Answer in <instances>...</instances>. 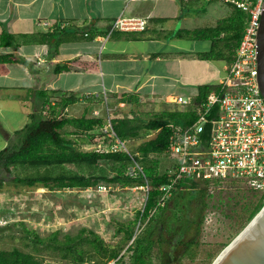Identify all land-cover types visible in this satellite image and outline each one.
I'll use <instances>...</instances> for the list:
<instances>
[{
	"label": "crops",
	"instance_id": "0c3cea01",
	"mask_svg": "<svg viewBox=\"0 0 264 264\" xmlns=\"http://www.w3.org/2000/svg\"><path fill=\"white\" fill-rule=\"evenodd\" d=\"M187 7L179 0H0V34L6 31L16 42L15 47H0V55L22 60L0 64V96L18 94L22 117L29 119L45 99L52 106L72 95L75 103L60 114L102 118L106 126L115 118L144 120L141 114L185 111L197 86L217 85L229 66L198 57L210 43L198 50L186 42H207L192 37L199 28L190 25ZM117 18H142L146 26L111 30ZM55 26L65 30L54 35L57 44L54 39L41 43L40 35ZM63 65L66 71H54ZM177 98L189 104L174 109L171 103ZM167 106L172 108L163 109ZM0 134L5 147L11 137L1 126ZM154 135L130 141H137L136 148Z\"/></svg>",
	"mask_w": 264,
	"mask_h": 264
},
{
	"label": "trees",
	"instance_id": "16d2710c",
	"mask_svg": "<svg viewBox=\"0 0 264 264\" xmlns=\"http://www.w3.org/2000/svg\"><path fill=\"white\" fill-rule=\"evenodd\" d=\"M186 4L188 2H182ZM255 1V0H253ZM229 13L219 19L214 26L195 29L191 32L192 37L206 40L210 43L207 52L198 54L200 59L222 60L228 65L233 60V54L241 39L242 33L248 20V14L231 4ZM85 28H81L84 35ZM65 30L55 26L51 31L41 34V43L51 44L54 35ZM57 44L55 40L54 45ZM15 36L2 31L0 34V47H15ZM21 59L13 54L0 55V64L18 63ZM67 66H56V73L66 71ZM218 85L203 84L197 86V95L185 111H164L147 120L137 117L120 118L109 120V132L121 142L145 137L155 132L151 139H144L133 150L105 151H82L74 147L77 137L83 135L90 138L93 131L102 129L105 122L102 118H86L82 115L78 118L66 117L60 114L68 105L75 103L76 99L71 95L61 98L56 104L49 106L47 99L43 101L39 112L29 115V122L20 130L13 132L8 139L7 145L0 150V192L4 185L15 187H41L48 190L98 188L105 184L125 188H145L144 200L141 209L136 213L134 220L127 226H120L117 233L123 232L124 238L129 241L133 234V226L138 223L132 244L126 251L133 255L132 264H151V251L156 247L158 253H164L163 249L172 248L173 223L180 221L182 216L177 214L176 209L182 208L185 216L184 228L180 239L176 244L189 253L197 245V237L200 231L201 213L205 208L204 197L206 196L207 183L191 179L179 181L170 196L163 205H158L161 192L159 187L168 183L170 174L158 170L159 161L150 159L164 153L168 146L171 130L169 124L186 126L195 120V107L203 103L212 92H218ZM46 98L45 92L41 93ZM47 109V110H46ZM43 111H47L45 114ZM113 141V138L112 140ZM109 165L112 172L107 177L102 170L93 171L99 164ZM65 165L81 166L87 169V174L65 170ZM45 167L42 174L25 175L23 177L12 176L11 173L18 167ZM58 167L57 173L49 170ZM128 168L133 169L129 174ZM101 182H104L101 184ZM209 195V194H208ZM249 195L257 197L252 208L249 209L247 219L250 221L264 204V193L251 192ZM172 203L170 205L169 203ZM181 210V209H180ZM144 227H140L142 224ZM168 238L165 239V235ZM55 248L59 249L66 263L83 264L93 262L102 264L108 260L118 258L121 263L118 248H109L91 230L81 228L77 234L63 236L61 242L56 241ZM0 264H52L43 262L31 253L23 252L17 248L0 250Z\"/></svg>",
	"mask_w": 264,
	"mask_h": 264
},
{
	"label": "rangeland",
	"instance_id": "374dc122",
	"mask_svg": "<svg viewBox=\"0 0 264 264\" xmlns=\"http://www.w3.org/2000/svg\"><path fill=\"white\" fill-rule=\"evenodd\" d=\"M187 6L186 15L191 20L190 25L196 28L214 26L230 11V7L218 1H193L188 2ZM186 42L189 45H196L198 50L209 46L208 41ZM186 42L184 41L185 45ZM13 97L6 93L0 96V126L10 137L14 131L20 130L29 122L28 118L22 117L19 95L14 93ZM179 104L171 103L174 109L179 108L181 106ZM67 115L72 117L70 113ZM151 115L153 114L146 116L141 114L140 117L145 120L151 118ZM104 119L107 118L104 116ZM108 128L109 125L105 124L102 129L93 131L90 138L83 135L70 138L76 139L74 147L78 150L105 151L112 144V135ZM2 144L0 138V150L4 148ZM123 144L124 151L126 149L133 151L137 141L128 140ZM150 159L159 161L160 172L169 165V160L164 155L156 158L150 156ZM108 166L101 163L93 171L97 173L102 170L103 174L111 177L112 172ZM64 168L67 171L87 174L85 167L65 165ZM45 169V167H18L11 175L23 177L42 174ZM49 170L51 173H57L60 169L49 167ZM127 172L133 173L132 168H128ZM105 184L101 185V188L53 191L41 187L4 185L0 192V250L17 248L33 254L43 262L68 264L67 260L62 258L64 252L55 248L56 241L61 242L64 235L73 236L79 229L85 228L94 232L109 248H118L121 264H132V252L126 251L132 241H127L123 232L117 233V229L120 226L126 227L128 222L134 220L136 213L142 207L144 191L142 188L121 189ZM250 193L249 190L234 183L207 185L204 197L205 208L201 213L200 231L196 238L197 245L187 253L175 243L180 239L184 228L185 216L180 207L176 212L182 216V219L173 223L172 236L175 241L172 242V248H165L164 253L160 254L155 247L151 251L150 263L211 264L220 251L249 222L246 218L248 211L257 200V197L249 195ZM169 204L172 205L171 202ZM138 225L135 223L133 226L134 234L139 232ZM144 225L143 223L140 227ZM168 235L166 233L165 239Z\"/></svg>",
	"mask_w": 264,
	"mask_h": 264
},
{
	"label": "built area",
	"instance_id": "2783aa9c",
	"mask_svg": "<svg viewBox=\"0 0 264 264\" xmlns=\"http://www.w3.org/2000/svg\"><path fill=\"white\" fill-rule=\"evenodd\" d=\"M181 1L231 4L246 12L248 20L233 60L217 84L218 92L212 91L195 107L196 118L186 126L168 125L171 133L162 155L169 160L164 171L170 177L159 187L158 205L162 206L175 185L185 179L208 186L234 183L260 195L264 193V100L256 84L255 33L263 0ZM145 26L142 18H117L111 30H143ZM175 103L189 104L182 98ZM111 135L110 149L125 150L123 142ZM142 190L146 193L147 187ZM102 264L121 263L116 258Z\"/></svg>",
	"mask_w": 264,
	"mask_h": 264
},
{
	"label": "water",
	"instance_id": "95a60500",
	"mask_svg": "<svg viewBox=\"0 0 264 264\" xmlns=\"http://www.w3.org/2000/svg\"><path fill=\"white\" fill-rule=\"evenodd\" d=\"M255 58L256 84L264 100V0L255 33ZM211 264H264V204Z\"/></svg>",
	"mask_w": 264,
	"mask_h": 264
}]
</instances>
